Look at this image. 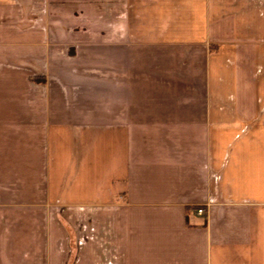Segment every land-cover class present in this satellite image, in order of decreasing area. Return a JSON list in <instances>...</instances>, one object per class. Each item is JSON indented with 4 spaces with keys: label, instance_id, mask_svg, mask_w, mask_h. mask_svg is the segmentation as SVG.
Returning a JSON list of instances; mask_svg holds the SVG:
<instances>
[{
    "label": "crops",
    "instance_id": "0c3cea01",
    "mask_svg": "<svg viewBox=\"0 0 264 264\" xmlns=\"http://www.w3.org/2000/svg\"><path fill=\"white\" fill-rule=\"evenodd\" d=\"M0 264H264V0H0Z\"/></svg>",
    "mask_w": 264,
    "mask_h": 264
},
{
    "label": "built area",
    "instance_id": "2783aa9c",
    "mask_svg": "<svg viewBox=\"0 0 264 264\" xmlns=\"http://www.w3.org/2000/svg\"><path fill=\"white\" fill-rule=\"evenodd\" d=\"M198 212L199 213H203L204 212V209L203 208H200V209H198Z\"/></svg>",
    "mask_w": 264,
    "mask_h": 264
}]
</instances>
